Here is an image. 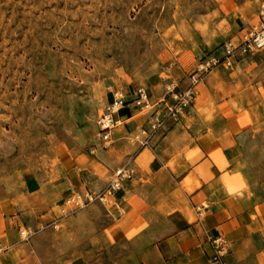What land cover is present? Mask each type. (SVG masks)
<instances>
[{
	"label": "crops",
	"instance_id": "0c3cea01",
	"mask_svg": "<svg viewBox=\"0 0 264 264\" xmlns=\"http://www.w3.org/2000/svg\"><path fill=\"white\" fill-rule=\"evenodd\" d=\"M214 1L222 16L238 8L237 0ZM225 69L210 71L181 120L146 145L129 137L148 114L123 109L96 165L89 159L80 177H69L81 171L74 162L55 184L63 196L78 184L97 191L107 184L99 173L132 166L134 177L104 201L63 213L64 202L1 199L0 264H217L216 238L229 244L224 264H264V50ZM147 89L152 100L164 93V85ZM23 226L39 230L23 241L12 233Z\"/></svg>",
	"mask_w": 264,
	"mask_h": 264
},
{
	"label": "rangeland",
	"instance_id": "374dc122",
	"mask_svg": "<svg viewBox=\"0 0 264 264\" xmlns=\"http://www.w3.org/2000/svg\"><path fill=\"white\" fill-rule=\"evenodd\" d=\"M237 1L222 16L214 0H0V200L64 202L65 213L78 193L98 192L78 184L63 196L55 184L74 162L81 171L69 177H80L111 147L99 143L96 120L112 92L165 87L184 80L201 57L220 54L225 40L256 22L264 2ZM99 175L108 183L110 175Z\"/></svg>",
	"mask_w": 264,
	"mask_h": 264
},
{
	"label": "built area",
	"instance_id": "2783aa9c",
	"mask_svg": "<svg viewBox=\"0 0 264 264\" xmlns=\"http://www.w3.org/2000/svg\"><path fill=\"white\" fill-rule=\"evenodd\" d=\"M264 49V2L259 5L257 20L247 23L242 27L236 41L225 40L220 48V54L210 53L198 59L193 70L185 76L184 82L170 81L164 87V93L156 100L149 96L146 85L138 84L130 96L121 90H114L111 99L103 106L97 117L98 140L104 146L113 142L112 131L120 124L119 116L123 109L130 108L135 114H148L146 122L140 127L139 132L133 135V139L146 145L147 142L166 124L178 123L188 108L192 106L198 93L197 86L203 82L206 75L217 66L230 68L239 56L252 54ZM135 171L129 164L121 165L112 170L106 186L94 193L86 190L78 193L74 199L77 206L70 209L84 207L82 205L98 198L104 201L108 196L124 188L134 177ZM64 213V209H61ZM66 213V212H65ZM55 228L56 225H53ZM18 235L21 240L28 241L36 233L37 229L31 227H19ZM212 260L217 264H224V256L229 251V244L220 238H216L212 244Z\"/></svg>",
	"mask_w": 264,
	"mask_h": 264
},
{
	"label": "bare ground",
	"instance_id": "6f19581e",
	"mask_svg": "<svg viewBox=\"0 0 264 264\" xmlns=\"http://www.w3.org/2000/svg\"><path fill=\"white\" fill-rule=\"evenodd\" d=\"M116 90H118V89H116Z\"/></svg>",
	"mask_w": 264,
	"mask_h": 264
}]
</instances>
